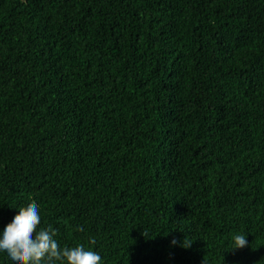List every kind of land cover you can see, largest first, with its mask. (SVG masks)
Returning <instances> with one entry per match:
<instances>
[{
    "label": "trees",
    "instance_id": "16d2710c",
    "mask_svg": "<svg viewBox=\"0 0 264 264\" xmlns=\"http://www.w3.org/2000/svg\"><path fill=\"white\" fill-rule=\"evenodd\" d=\"M29 205L103 264H264V0H0V229Z\"/></svg>",
    "mask_w": 264,
    "mask_h": 264
},
{
    "label": "clouds",
    "instance_id": "9594fccd",
    "mask_svg": "<svg viewBox=\"0 0 264 264\" xmlns=\"http://www.w3.org/2000/svg\"><path fill=\"white\" fill-rule=\"evenodd\" d=\"M17 212L10 224L0 229V258L5 264H103L100 254L84 244L62 246L51 224L41 226L37 206L29 205ZM245 236L233 235L231 249L245 247L248 244Z\"/></svg>",
    "mask_w": 264,
    "mask_h": 264
}]
</instances>
